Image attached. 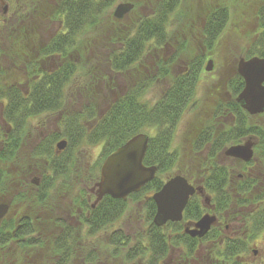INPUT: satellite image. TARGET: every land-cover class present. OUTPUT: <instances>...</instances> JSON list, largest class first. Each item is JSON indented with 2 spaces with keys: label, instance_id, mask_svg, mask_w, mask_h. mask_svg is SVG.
I'll use <instances>...</instances> for the list:
<instances>
[{
  "label": "trees",
  "instance_id": "16d2710c",
  "mask_svg": "<svg viewBox=\"0 0 264 264\" xmlns=\"http://www.w3.org/2000/svg\"><path fill=\"white\" fill-rule=\"evenodd\" d=\"M10 1L8 13L3 14L0 6V104L8 128L2 132L0 126V161L10 163L15 160L30 118L58 115L61 118L57 133L41 141L34 150L35 156L43 158L47 174L35 187V200L39 204H44L50 197L51 187L58 180L66 189L81 176L92 188L99 180L105 158L138 134L151 132L147 135L149 141L143 164L155 166L157 172L150 183L138 193L129 195L126 201L104 196L92 208L93 195L86 189L80 190L84 191V197L79 195L80 200L75 205L76 223L62 218L54 220L51 226L57 228L58 233L52 240L43 238L46 244L40 237L36 238L40 233L37 218L31 221L22 215L16 222L11 219L0 221V249L17 243L28 256L33 252L38 255L40 251L39 259L44 258L48 250L53 264H70L87 250L86 264H242L241 255L249 252L250 243L264 231V122H252L236 103L244 82L235 68L226 83L228 99L215 104L209 119L198 116L197 128L193 125L191 132L185 134L191 137L189 143L181 140L175 148L176 130L190 108L203 59L189 61L183 72L171 74L176 59L185 55V43L179 46L177 55L164 62L156 60L154 65H149L146 58L150 52L171 46L172 29L180 15L178 9L182 0L136 2L132 11L120 20L128 25L114 29L109 38L105 37V32L95 31L103 25V16L118 0ZM41 3L43 7L55 3L52 12L47 14L45 8L39 10ZM139 9L144 12L140 14ZM44 19L57 21L61 26L52 38L45 36L46 41L44 24H41ZM252 21L256 22V28L242 55L245 59L264 57L263 4L260 9L256 8ZM228 22L229 11L225 5H216L208 12L201 29L207 50L217 45ZM123 28L125 32H121ZM94 33L103 37L100 41L104 43L105 53L100 57L110 73L125 76L129 70L138 69L132 73L136 74L135 79L132 75L129 77V85L123 93L117 92L116 87H109L106 73L101 78L107 92L101 91L95 80L87 82L83 64L87 61L86 51ZM31 50L36 52L34 58L30 57ZM24 63L25 75L21 76L15 71ZM141 67L147 74H143ZM161 81L167 85L160 96L152 100L153 103L146 100V92ZM91 85L99 90L98 95L102 93L97 96L109 104L104 112H98ZM80 102L81 109L74 111L71 107ZM257 118L262 120L264 114ZM223 119L225 123H221ZM248 138L256 141L254 157L249 163L241 164L239 168L246 175L235 180L232 168L223 162V151ZM62 139L66 141V147L57 152L54 144ZM98 147L100 159L94 163L89 160L83 168L84 172L88 170V177L85 173L76 174L80 163L84 162L79 157L81 152L86 151L90 158V151ZM186 159L197 175L188 170L190 165L184 164ZM253 166H257L259 173L249 171ZM175 175H181L201 188L204 195L201 196L207 198L217 217V223L200 239L184 233L187 224L195 223L203 215V200L198 194L190 198L181 222L167 223L163 227L152 223L156 207L151 197ZM18 197L24 199V195ZM140 199L146 213V227L142 232L133 236L120 230L108 232L123 216L127 203ZM237 217L242 229L237 236L229 237L225 227L228 221ZM45 233L49 232L45 230ZM100 233L104 235V253L100 251L102 242L95 240ZM174 252L178 253L175 258ZM13 264H18V260Z\"/></svg>",
  "mask_w": 264,
  "mask_h": 264
},
{
  "label": "rangeland",
  "instance_id": "374dc122",
  "mask_svg": "<svg viewBox=\"0 0 264 264\" xmlns=\"http://www.w3.org/2000/svg\"><path fill=\"white\" fill-rule=\"evenodd\" d=\"M2 1L7 6L8 13L9 6L12 1ZM139 1L145 0H118L114 6L103 16L102 22L104 23L103 25L99 26L95 32L103 31L105 32V37L109 38L110 35L114 34V29L119 30L124 26L126 27L128 24L124 23L125 21L121 23L120 20L113 17V11L120 3H129L134 6V4L136 2L139 3ZM182 3L183 4L181 8L178 9L181 16L179 15L177 17L178 20L175 21V26L172 29L173 33L171 36V46H166L161 50H155L156 52L153 51L154 53L150 52L147 54L146 58V62L148 59L149 65H154L156 60L164 62L165 60L171 59L173 56L177 55V49L180 45H182V43H185V55L180 57L181 55L178 54L179 58L176 59L175 66L170 69L171 74L183 72L189 61H194V59L197 58L203 59L201 73L199 74L195 94L192 102L190 103V108H188V110L182 116V119L180 120L176 130L174 139L175 148L179 147L181 140L182 143H189L191 137L185 136V134L191 132L193 125L194 128H197V126H195V121H197L198 116H206V118L209 119L215 104L228 99L226 94L227 80L231 77V73L236 68L238 60L241 58L245 59L242 57V55L247 47V44L250 43L252 34L256 28V22L252 21V19L254 18L256 8L258 7V9H260L261 5H264V0H182ZM53 4L55 5V3ZM53 4L50 5L49 3V5L45 7H43L44 5L42 4L39 6V10L45 8L44 11H47V14H50L54 7ZM216 5H225L228 8L229 22L222 35L218 39L217 45L209 51L203 43L204 40L201 35V29L204 18ZM138 12L142 14L144 11L139 9ZM9 15L11 16V14ZM44 20L45 22L41 23L44 24L42 27L44 31L43 35L44 38L47 36L46 38L50 39L56 35V33L61 29V26L57 21L50 19ZM178 23L179 26H176ZM105 29H109V31H104ZM125 30L126 29L123 28L121 32H125ZM46 38L44 39L45 41ZM92 38L93 39L90 47L87 49V51L85 50L87 52V61L83 64L85 65L84 68L87 73V82L88 80L90 82L95 80L100 85V90L107 92L108 90L104 88V82L102 81L103 78H101L102 75L106 73L104 76L108 77L106 79V83L109 85V87H116L118 89L117 92L123 93L126 91L129 85V77L132 75L133 79H135L136 74L133 75L132 73L137 72L138 69L134 70L133 68L132 70H129L126 72L125 76H122V74L117 75L110 73L108 71V67L104 65V60L100 57L103 53H105L103 48L104 43L100 41V39L103 38L102 35H100V33L97 35L94 33ZM105 39L106 38H104V41ZM30 44L31 43L29 42V45ZM151 53L153 54L151 55ZM35 54L36 52H32L31 50L30 57L34 58ZM208 61H212L213 68L211 72H206L204 70ZM24 65L25 63L23 66H19L15 72L18 74L21 73V76L25 75ZM141 69L143 74H147L145 68L141 67ZM81 77L83 76L81 75ZM219 80L220 84H218ZM166 85V82H159L153 89L146 92L144 98L153 103V101H155L160 96L162 88ZM91 86L92 88L90 91L94 92L93 97L96 95L94 100L97 98L98 112L100 110H103L102 112H104L109 104L106 102V100L102 101V99H100L101 97H98L101 96L102 93L98 95L99 90L97 88H93V85ZM87 89L89 90V88ZM215 90H218V93L215 94ZM1 102L3 105H5V100H2ZM81 106L82 102L71 108L75 111L80 110ZM2 109V105L0 104V126L3 128L2 132H5L4 130H8V128L2 118ZM250 117L252 118V122L261 123L263 120L258 119L257 115ZM60 118L61 117L58 115H42L40 117L30 118L25 127L23 138L17 150L15 160L10 163H3L0 161V204L8 205V211L0 221L11 219L16 222L17 219L22 215L28 216L31 221L37 218L38 221L36 224L40 230V233L38 234L39 236L36 235V238L40 237L43 241H45L43 238L48 237H50L49 240H52L54 238V234L56 235L58 233V229H54V226H51L54 220L62 218L66 222L76 223L74 215L76 214L77 210L75 211V205L80 200V197H84V191L82 193L80 190L86 189L90 191L91 189V186L87 184V181H84L83 177L81 176L75 178L66 187V189L62 187V181L58 180L55 182L56 184L51 187V195L49 198L47 197L45 199L46 202H44V204H39L35 200V181H37L39 185L43 176L47 174L45 173L46 164L43 161V158L35 156L34 150L41 141H44L47 137L57 133L59 129ZM225 122V119L221 120V123ZM150 133L148 132L146 134L149 135ZM61 141L64 140H59L56 142V144ZM56 144L54 145L56 146ZM184 150L187 151L188 148H185ZM86 153V151H83L79 155V157L81 156V159H83L84 162L80 163L75 172L76 174L85 173L87 176L88 170L85 172L83 171V168L87 165L86 162L89 164L90 160L91 163H94L100 159L99 147L90 151V158L87 157ZM223 158L224 164L229 165L232 168V178L237 180V178L242 177V175H246L243 174L242 169L239 168L243 162L230 159L224 155ZM184 164H189L190 167L188 170L192 172L195 171V175H197V171L193 169L188 159L184 161ZM256 167L257 166H253V168H251L249 171L259 173ZM20 194L24 195V199L18 197ZM79 195L81 196L79 197ZM204 198L206 197L202 198L203 205L201 204L203 208L202 210H204L203 215H213L210 203L205 202ZM141 201L142 200L140 199V201L137 202H128L123 216L115 223L114 226L109 229L108 232L111 233L120 230L124 233L127 232L130 236L141 233L143 228L146 227L144 225V222H146V213L144 209L145 205ZM39 225L41 226L39 227ZM241 229L242 223L237 217L234 220L227 222L225 234L229 237H235L240 233ZM45 230H47L49 233H45ZM103 236L104 235L100 233L98 237H95V240H98L100 243L102 242ZM86 243H84L85 246ZM88 246H91L90 242H88ZM23 250L24 249L17 243L10 244L6 249H0V264H13L16 260H18V264L54 263V260H51L52 255L48 250L42 259H39L40 251L38 252V255L33 252L28 256L27 253H23ZM105 250L106 248L102 242L100 251L101 253H104ZM87 251H85L82 256L75 257L74 261L70 264H86L87 262L85 261L86 259H84V256H86L85 253H88ZM177 254V252H174V258L177 256ZM240 260L242 264H264V231L260 232L253 242L250 243L249 252L241 255Z\"/></svg>",
  "mask_w": 264,
  "mask_h": 264
},
{
  "label": "water",
  "instance_id": "95a60500",
  "mask_svg": "<svg viewBox=\"0 0 264 264\" xmlns=\"http://www.w3.org/2000/svg\"><path fill=\"white\" fill-rule=\"evenodd\" d=\"M0 6L3 14H6L8 8L2 0H0ZM133 7L129 3H120L115 7L113 17L121 20ZM212 68V61H208L204 70L211 72ZM236 72L244 82L243 89L236 97V103L249 116L262 114L264 112V58L258 56L248 59L241 58L237 62ZM148 141L147 134L135 135L105 158L100 167L99 180L90 189V193L95 195L92 208L104 196L126 201L129 195L138 193L155 178L157 168L155 166L146 167L143 164ZM254 146L255 142L248 139L241 144L226 148L224 156L249 163L253 158ZM65 147L66 141L56 144L57 152H61ZM35 182L38 185L37 181ZM197 193L202 194V189L190 184L183 176L171 177L151 197L156 207L152 223L156 227H163L167 223L181 222L190 198ZM204 201L208 202L207 198H204ZM7 211L8 205L0 204V220ZM216 223L215 215L204 214L195 223L187 224L184 227V233L191 238L200 239Z\"/></svg>",
  "mask_w": 264,
  "mask_h": 264
},
{
  "label": "flooded vegetation",
  "instance_id": "af4514ba",
  "mask_svg": "<svg viewBox=\"0 0 264 264\" xmlns=\"http://www.w3.org/2000/svg\"><path fill=\"white\" fill-rule=\"evenodd\" d=\"M259 57V56H258ZM259 58H264V57H259ZM264 114V112L262 113V114H260V115H263ZM260 115H257V116H260ZM264 119V118H263ZM262 122H264V120H262ZM262 124H264V123H262ZM248 139H252V138H248ZM248 139H246V140H248ZM246 140H244V141H242L241 143H243V142H245ZM253 140V142H255V145H256V141L254 140V139H252ZM241 143H239V144H241ZM230 146H232V145H230ZM230 146H228V147H230ZM228 147H226V148H228ZM255 147V146H254ZM254 147H253V157H254ZM56 148V147H55ZM226 148L224 149V151L226 150ZM224 151H223V155H224ZM253 159V158H252ZM34 185H36V184H34ZM38 185H36V187H37ZM93 195V194H92ZM200 196L201 195H203V193L202 194H199ZM204 196V195H203ZM203 196H201V197H203ZM94 197V196H93Z\"/></svg>",
  "mask_w": 264,
  "mask_h": 264
}]
</instances>
